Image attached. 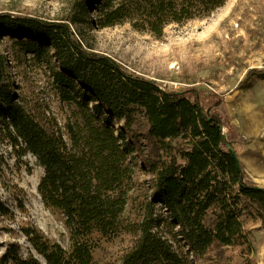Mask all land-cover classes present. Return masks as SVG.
<instances>
[{"label": "trees", "instance_id": "trees-1", "mask_svg": "<svg viewBox=\"0 0 264 264\" xmlns=\"http://www.w3.org/2000/svg\"><path fill=\"white\" fill-rule=\"evenodd\" d=\"M224 1L74 0L76 12L68 20L74 28L0 14V38L42 57L59 99L71 106L64 132L55 121L25 111L14 102L0 53L1 139L18 158L36 159L43 169L37 192L48 209L63 215L69 234L67 253L40 232L23 230L45 264H93L92 237L113 238L122 231L139 235L117 264H196L211 249L237 250L239 264H256L242 218L248 214L264 227V188L246 181L228 149L243 140L226 133L229 122L220 107H206L193 89L168 91L128 73L112 58L87 50L76 28L128 23L160 38L167 25L211 12ZM133 155L151 176V192L140 222L124 224ZM0 264L39 262L33 255L23 258L20 247L9 243Z\"/></svg>", "mask_w": 264, "mask_h": 264}, {"label": "rangeland", "instance_id": "rangeland-1", "mask_svg": "<svg viewBox=\"0 0 264 264\" xmlns=\"http://www.w3.org/2000/svg\"><path fill=\"white\" fill-rule=\"evenodd\" d=\"M73 2L0 0V14L67 23L74 28L68 23L76 12ZM76 28L82 33L81 41L87 50L112 58L128 73L151 80L168 91L193 89L200 94L203 105L220 107V113L229 122L226 133L230 130L243 140L242 144L230 146L246 181L264 188V0H225L211 12L167 25L160 38L137 32L128 23L93 30L80 25ZM0 53L6 59L14 102L38 120L55 121L64 132L71 106L59 99L44 63L39 62L43 58L24 54L7 36L0 38ZM252 70L259 71L261 76ZM133 156L124 224L140 222L151 192V176ZM42 176L43 169L32 155L18 158L0 136V203L5 210L0 211V254L9 243H16L23 258L33 255L39 264H45L24 236L25 229L40 232L49 242L69 252L63 215L48 209L37 192ZM156 212L163 214V207L157 205ZM242 223L249 233L252 260L263 264L264 227L248 214L243 216ZM138 235L125 231L113 238L94 235L93 264H117ZM236 256L237 250L211 249L197 258L196 264H214L212 260L216 264H239Z\"/></svg>", "mask_w": 264, "mask_h": 264}, {"label": "water", "instance_id": "water-1", "mask_svg": "<svg viewBox=\"0 0 264 264\" xmlns=\"http://www.w3.org/2000/svg\"><path fill=\"white\" fill-rule=\"evenodd\" d=\"M227 147H228V149H229L230 151H233V149H232V147H231L230 145H227Z\"/></svg>", "mask_w": 264, "mask_h": 264}]
</instances>
